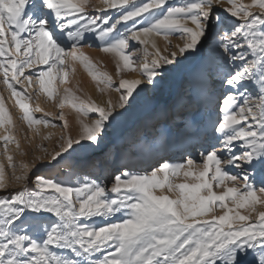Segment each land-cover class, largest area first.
I'll return each mask as SVG.
<instances>
[{"label": "snow or ice", "instance_id": "6c2138e0", "mask_svg": "<svg viewBox=\"0 0 264 264\" xmlns=\"http://www.w3.org/2000/svg\"><path fill=\"white\" fill-rule=\"evenodd\" d=\"M104 4L98 8L90 0H0V71L29 128L52 121L46 115L35 117L21 99L27 90L20 77L30 84L36 76L52 96L49 85L57 72L68 77L65 57L79 60L105 85L101 91L115 87L120 93L118 101L109 100L107 106L91 99L73 104L78 113L77 135H62L59 150L50 153L49 159L38 157V164H21V173L12 174L21 182L19 188L8 189L0 165V264H264V211L254 221L239 211L254 212L257 204H264V187L258 194L250 179L260 175L264 185V0L250 4L242 0H104ZM161 35L175 50L166 48L168 55H162L152 39L153 59L147 60L145 47L144 61L138 65L144 80L120 79L116 86L107 73L94 72L95 65L81 51L84 43L98 42L102 51L118 57L119 73L121 62L123 69H133L134 60L140 59L127 51L131 41L146 45L149 37ZM171 35L179 36L174 46ZM191 57H197L201 94L216 91L217 85L220 90L213 130L218 135L205 148L204 167L198 172L201 182L173 185L169 173L176 175L185 165L166 160L150 174L117 168L110 186L99 177H84L77 184L60 178L94 162L95 150L133 108L144 88H155L169 71ZM252 83L258 88H249ZM188 103L199 107L191 99ZM59 120L67 129L63 112ZM12 124L0 98V127ZM14 139L11 134L0 137L6 152ZM7 158L9 167L15 168L13 157ZM186 165L193 167L194 159L189 157ZM33 167L40 174L31 172ZM232 168L236 174H231ZM158 172L164 173L163 180ZM210 172L219 185L242 180L243 191L235 186H226L219 194L212 191ZM166 183L169 191L178 188L182 198L156 195L154 189ZM202 189L208 195H200ZM229 198L231 207L224 203ZM216 202L226 209L223 215L196 219ZM234 221L241 223L234 227Z\"/></svg>", "mask_w": 264, "mask_h": 264}, {"label": "rangeland", "instance_id": "374dc122", "mask_svg": "<svg viewBox=\"0 0 264 264\" xmlns=\"http://www.w3.org/2000/svg\"><path fill=\"white\" fill-rule=\"evenodd\" d=\"M242 2L250 4L251 0H242ZM90 3L97 5L98 8L105 7L104 0H90ZM252 10L257 11V9ZM88 11L92 12L93 10L89 8ZM8 38L10 39V35L8 36ZM155 38L157 39L159 46L161 47L160 51L162 55H168V51L175 50L174 47H170L168 45V41H166L162 35L155 36ZM169 40L171 41V45L174 46L179 42V36L171 35L169 37ZM136 45H138L136 41H131L130 48L127 50L130 51L134 57L139 55L135 53ZM166 48L168 49V51H165ZM149 49L150 50L148 51L147 60L151 61V59H153L152 53L154 51L151 49V46L149 47ZM10 50L13 52L15 51L14 48H11ZM81 51L85 53L95 65L93 71L98 74L107 73L108 75H110L112 77L114 86L118 85L120 79H125L124 77L126 75L127 69H123L118 73V57L114 53H105L104 51H102L101 46L98 42H93L91 46L88 43H84L81 47ZM67 58L68 60H70V62H72L70 56H68ZM192 58L193 61H191V66L189 68L181 67V77L183 79L179 80V82L174 85V89H169L170 80L168 78V73L166 74L165 79L158 84L168 88L167 91L169 90V92H167V94L162 93V95L157 98L156 104L150 113L151 121L153 119L150 128H147V113H139L137 118L138 122L136 125H125L122 132H118L115 136L112 137L111 135L113 132L112 129L110 130L109 135L101 143L99 148L95 150V164H93V166H89V168H84L83 170L77 171L74 175L63 174L60 176V178L73 184H77L84 177H87L88 179H96L101 174L100 170L103 167L106 171L104 173L106 177L100 179L110 186L112 183L111 177L115 173V166L117 164H122V162H124L126 159L133 156L134 152L143 153L144 150H148V147H144L142 141L153 139V141L155 142L157 138H159L160 132L157 131L159 120L164 118L166 119L165 115L167 113L173 116L174 109H176L177 113L185 109V105L189 102L190 99L196 102V99L193 98L192 90H190V81L187 80L186 77V74L193 73L197 66V57ZM248 58H251V56H249ZM138 62L139 60H134V64L136 65L135 67H137ZM121 68H123L122 65ZM72 71L73 70H71V73ZM25 72L26 74H30V70L28 69H25ZM71 73L68 76L67 83L63 85L60 72H57L55 79L49 85L53 93L52 96H49L42 89L36 76L32 77V81L30 84L23 77H20L21 86L23 88H26L27 90L26 95L24 97H21V99H23L25 103L29 104L30 108L33 110V114L35 117L39 118L46 115V118L52 121V123L48 124L47 126L43 123H40L35 124L31 128H29L27 121L23 119V110L16 104L15 98L11 95V90L4 83L3 72L0 71V98H3L5 106L9 110V113L13 120L12 125H5L3 127H0V137L6 134H11L15 138L8 144L7 152L4 148V142L0 140V165H3L5 169L8 189L14 190L20 187L21 182L16 181L12 174L13 172H15L16 175H19L21 173V164L32 165L34 161L38 164V157L44 160L49 159L50 153L59 150L58 145L62 142L60 139L62 135L70 134L73 137L77 135L79 131V125L77 122L78 113L73 107V104L78 105L81 101H87L91 99L98 105L107 106V101L111 100L112 97H115L116 102L118 101L120 93L115 90V87H111L104 91H101V89L105 88V85L103 83H100L99 79H94L89 71L84 68L81 62H77V64L75 63L74 71L72 74ZM138 73L139 75H141V72L138 71ZM248 87L258 88V86L254 85V83L249 84ZM219 95L220 90L217 87V90L212 92V103L206 106L205 111L203 112L198 122L197 120H195L194 122L185 120V117H179L177 119L175 117V125L172 127L175 133L180 134V132H182V130L186 128L187 133L186 131L184 132V137L188 138L190 137V135H192V129L199 127L201 140L197 145L196 151L194 153H190L188 150H185L183 151L182 155L177 157L179 160L177 164H184L185 168L176 175H172L171 173H169L168 180L173 185H179L181 183L195 184L201 182L198 178V172L200 170H203L204 167V160L202 159V157L206 155L205 148L208 142L215 143L213 136L218 135V133H214L213 130L215 127V121L218 118L217 113L219 111L220 101L217 99V97ZM149 96L151 99L153 98L151 95ZM61 101H63L62 107L60 106ZM116 111H123V109L117 108ZM61 112H63L65 120L67 121V129L62 126L63 122L59 120ZM91 118L93 117L89 116L87 119ZM178 121H180V123H178ZM7 128L11 129L10 133L6 132ZM45 137L48 138L45 139ZM182 140V137L178 135L176 136L174 134L166 141L161 143V145H153L152 156L153 158H155H151L150 161H147L145 164L137 167H135V165H132L131 168H133V171L135 172H147L148 174H150L153 168H156L155 165L158 162L157 160H160L162 157L172 152L174 144L177 142H181ZM17 144L19 145V147H17ZM131 144L134 145L131 147ZM45 149H47V151H45ZM9 155L13 157V163L16 165L15 168L9 167V161L7 158ZM101 155L104 161L100 164L98 160L100 159ZM189 155H191V157H193L195 161V165L191 168L186 165V160L188 159ZM30 171L35 172L36 174H40L39 172H36V169L34 167L31 168ZM186 171L196 172V175L187 176L184 174ZM230 171L231 174H236L237 172L235 168L230 169ZM212 174L213 173L210 172L209 176L207 177L209 182L212 184V191L219 194L226 190V186H235L243 191L242 180L238 179L235 184H233V182L231 181H226L225 185H219L218 182L212 180ZM158 176L163 180L164 173L160 174V172H158ZM250 179L254 183L257 193L260 194L259 189L261 187H264V185H261L260 183L262 177L260 175H254L251 176ZM154 192L156 195H167L171 199L182 198L181 191L176 187H174L172 191H169L167 183L162 189H154ZM200 195H208L207 189H202ZM224 203H227L230 207L233 205V202L230 198L227 199ZM255 207L256 211L254 212L249 208L239 209V211L245 215L250 214L252 220L254 221L258 212L264 211V204H257ZM225 211L226 209L220 206V202H216L212 205V210L210 212H208L204 216L197 217L196 219L201 221L211 220L213 216L223 215ZM239 223L241 222L234 221L233 226L235 227Z\"/></svg>", "mask_w": 264, "mask_h": 264}, {"label": "bare ground", "instance_id": "6f19581e", "mask_svg": "<svg viewBox=\"0 0 264 264\" xmlns=\"http://www.w3.org/2000/svg\"><path fill=\"white\" fill-rule=\"evenodd\" d=\"M152 39H155V43H156L157 47L159 49L161 48L159 46V43H158L157 39L155 38V36L149 37V42L146 45H140V44L136 45V47H135L136 52L135 53L139 54L138 56L140 57L138 65L144 61V48L147 47L148 51L150 50L149 47L151 46V40ZM151 49L154 51L152 46H151ZM192 59L193 58L191 57L188 61H186L184 64L180 65L178 68L172 69L171 71L168 72V78L170 80V88L169 89H174V85L176 83H178L179 80L183 79L181 77V67H188L189 68L191 66V61H193ZM72 62H70V60H68L67 57L64 58V67H65V70L68 71V76L71 73V70L73 69V67L75 68V63L77 64V62H80V61L79 60H75V61L72 60ZM138 65H137V67H134V69H127L126 75L124 78L125 79H141V80H144V77L142 75H139V73H138V71L140 72ZM122 70H123V68H122ZM198 71H199V66L197 63V66H196V69L194 70V72L186 74L187 80H189L190 84H191L190 90H192L193 98L196 99L195 103L198 104V106H199L198 109H194L192 107H189V103H187L185 105L186 108L181 110L178 113L176 112V109H174L173 116H171L169 113H167L165 115L166 119L164 118V119L159 120V124L157 125V131L160 132L159 138H157V140L155 142L153 141V139H149L148 141H142L144 147L147 146L148 150H144L143 153H135L134 152V155L129 157L128 159H126L124 162H122V164H117L115 166L116 169L120 168L121 171H127L128 169L133 170V168H131L132 165H135V167H137V166L145 164L147 161H150V159L153 158V156H152L153 145H155V144L161 145V143L166 141L168 138H170L174 134L176 136L178 135V136L182 137L183 140L181 142H177L174 144V148H173L172 152L165 155L160 160H157L158 162L155 165L156 168H159V164L163 163L165 160L168 161L170 164H177L179 162L177 157L182 155L183 151H185V150H188L190 153H194L196 151V147L200 143V140H201L200 133H199V127L192 129L193 130L192 135H190V137H188V138L184 137V132L186 131V133H187L186 128L184 130H182V132H180V134H177L172 129V127L175 125L174 120H176L179 117L180 118L185 117V120H188L191 122H194L195 120H197V122H198L200 117L202 116L203 112L205 111L206 106L212 103V92L201 94V92L199 90ZM72 73H73V71H72ZM60 76L62 79V84L65 85L68 81V77H67V79H65L62 72H60ZM140 87L143 88V84L140 85ZM217 87H218V85H217ZM167 89L168 88H166L163 85H157L155 88H153L151 85H149L147 88H144L143 93L141 94V96H139L137 98L133 108L130 109L125 114L124 118L122 119V121L118 125H116L112 128L113 133H112L111 137L115 136L118 132H122L123 127L125 125H127V126H130L132 124L136 125L138 122L137 118H138L139 113H145V114L147 113V115H146L147 116V125H148L147 128H150L151 123L153 121V119L151 121L150 113L156 104L157 98L160 95H162V93L167 94V92H169V90L167 91ZM149 95H151L153 98L151 99ZM111 101H112V103H115L116 102L115 97H112ZM175 117H176V119H175ZM178 123H180V121H178ZM208 128H209V126H208ZM133 145L134 144H131V147ZM189 157H191V155H189ZM191 158H193V157H191ZM103 161L104 160L102 159V155H101L98 162L101 164ZM93 164H95V161L92 163H89L85 168H89V166H93ZM100 172H101V174L98 177L99 178H105L106 175L104 173L106 171L103 167L101 168ZM161 173H163V172H160V174Z\"/></svg>", "mask_w": 264, "mask_h": 264}]
</instances>
